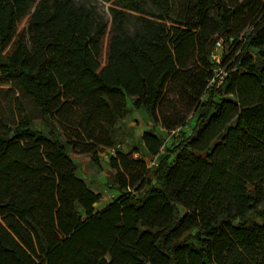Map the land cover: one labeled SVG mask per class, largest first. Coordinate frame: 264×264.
Masks as SVG:
<instances>
[{"label":"trees","instance_id":"1","mask_svg":"<svg viewBox=\"0 0 264 264\" xmlns=\"http://www.w3.org/2000/svg\"><path fill=\"white\" fill-rule=\"evenodd\" d=\"M104 1L109 17L0 0V83L59 132L0 109V264H264V0ZM128 99L167 133L194 117L163 153L142 132L153 167L118 149ZM68 148L96 165L113 150L102 208Z\"/></svg>","mask_w":264,"mask_h":264},{"label":"rangeland","instance_id":"2","mask_svg":"<svg viewBox=\"0 0 264 264\" xmlns=\"http://www.w3.org/2000/svg\"><path fill=\"white\" fill-rule=\"evenodd\" d=\"M96 1L99 9L109 17V3L104 0ZM127 105L131 109L130 114L117 123L119 134L118 149L127 152L133 148H137L138 153L136 156H143L151 167L154 166L151 161L152 159L145 152L140 141V136L143 131L151 129L157 135L164 137L165 146L161 148V153L164 152L165 148L173 147L184 135H189L191 133L194 117H191L187 124L181 129L167 133L158 124L153 122L143 108H133L130 99L127 100ZM0 109H13L18 117L19 113L24 111L31 116V126L36 130L42 131L48 136H50L51 131L56 135L59 134L56 125L51 124L49 119L42 116L33 100L23 95L18 88L12 86L10 83H0ZM68 152L77 165V176L82 178L92 191L99 193L101 196L100 200L94 204V209L98 210L102 208L118 195L117 188L111 181L113 170L108 164L109 156L111 154L114 155L112 149H106L98 154V165L94 164L87 154L77 153L71 148H68ZM158 158L159 156L153 158L155 159V163ZM250 220L259 221L257 216H252Z\"/></svg>","mask_w":264,"mask_h":264},{"label":"built area","instance_id":"3","mask_svg":"<svg viewBox=\"0 0 264 264\" xmlns=\"http://www.w3.org/2000/svg\"><path fill=\"white\" fill-rule=\"evenodd\" d=\"M223 46H222V39H218L215 43V49L211 54V58L212 60L216 63V66L214 68V72H215V77L218 78L217 83H220L221 79H222V75L223 70L217 66L220 62V56H221V52H222ZM152 163L154 164V161H152Z\"/></svg>","mask_w":264,"mask_h":264}]
</instances>
